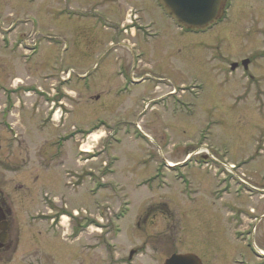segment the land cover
Returning a JSON list of instances; mask_svg holds the SVG:
<instances>
[{"label":"rangeland","instance_id":"1","mask_svg":"<svg viewBox=\"0 0 264 264\" xmlns=\"http://www.w3.org/2000/svg\"><path fill=\"white\" fill-rule=\"evenodd\" d=\"M227 10L194 33L157 0H0V188L32 193L17 201L19 218L56 195L74 219L66 240L42 234L43 253L71 264L101 254L117 264L130 250L260 264L264 0ZM135 12L164 32L129 35ZM246 57L253 80L228 64Z\"/></svg>","mask_w":264,"mask_h":264},{"label":"flooded vegetation","instance_id":"2","mask_svg":"<svg viewBox=\"0 0 264 264\" xmlns=\"http://www.w3.org/2000/svg\"><path fill=\"white\" fill-rule=\"evenodd\" d=\"M228 1L229 0H227L225 12L228 11ZM140 12L142 11H139V13ZM163 12L164 15L168 16V18L177 25L179 30L200 33V31L195 32L179 27V25L164 10ZM136 20L139 22L131 21V24L127 25L129 35L131 36L138 34L139 29L140 31H146L153 28L157 34L163 33L165 30L163 27L166 25L163 26L161 21L158 22L154 15L147 19L143 12V14L137 15ZM134 28L135 30L133 31ZM245 59H247V57L241 58L237 61H229L228 64L232 65L233 63H239V65L236 66L235 71L241 70L242 76L253 80L255 79L253 72L251 71V73H248L251 59L248 68L241 64ZM160 84L161 83L158 82L154 87H157L158 85L160 86ZM168 94H171V91L153 97L152 99H162ZM1 162H3V160H1ZM43 162L45 163V161ZM19 187L21 188V186H11L6 184L0 188V264H71L70 254H55L53 251L54 254H45L41 249L42 246L40 247L41 244H39L43 239L41 238L42 234L50 235L54 238L62 237L63 240H66L67 232L72 229V219L70 217L67 203L58 205L55 203V195L51 196L53 198L52 200L49 195L45 194L44 198L49 197L47 198L49 202L45 200L42 203L43 208L41 207L35 211L30 208H24L23 212L19 209L22 216H25V218H19V215L21 214L15 210L19 203L17 201L23 198V195H32L30 191H27L28 193L26 192V194L20 193ZM31 205L32 203L29 204V206ZM65 218L68 220L67 225L62 223ZM78 225L80 226L82 224ZM31 231L33 232L30 236ZM173 255L175 254H169L168 256L171 257ZM143 256H151V258H164V256H166L165 260L168 259L167 254H142V252L130 250L129 254H118L116 257H113V260L117 264H140V259ZM257 258H259L260 264H264L263 252H259V254L257 253ZM100 259L101 264H104L103 254H101ZM243 263H245V261H239V264ZM245 264L259 263L247 262Z\"/></svg>","mask_w":264,"mask_h":264},{"label":"water","instance_id":"3","mask_svg":"<svg viewBox=\"0 0 264 264\" xmlns=\"http://www.w3.org/2000/svg\"><path fill=\"white\" fill-rule=\"evenodd\" d=\"M166 12L179 25L193 30H204L218 21L223 15L226 0H159ZM247 67L249 61L245 60ZM237 64L232 65L235 69ZM193 253H176L165 264H201Z\"/></svg>","mask_w":264,"mask_h":264},{"label":"bare ground","instance_id":"4","mask_svg":"<svg viewBox=\"0 0 264 264\" xmlns=\"http://www.w3.org/2000/svg\"><path fill=\"white\" fill-rule=\"evenodd\" d=\"M86 150H87L88 152H91L90 149H89L88 147H86ZM168 164H169V166H173V165H174V163H172V162H168ZM231 167H234V166L232 165Z\"/></svg>","mask_w":264,"mask_h":264}]
</instances>
